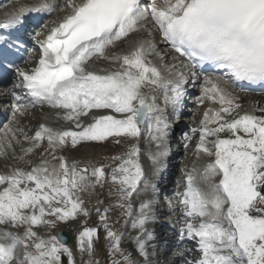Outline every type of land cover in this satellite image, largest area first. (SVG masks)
Instances as JSON below:
<instances>
[{
	"label": "snow or ice",
	"instance_id": "snow-or-ice-1",
	"mask_svg": "<svg viewBox=\"0 0 264 264\" xmlns=\"http://www.w3.org/2000/svg\"><path fill=\"white\" fill-rule=\"evenodd\" d=\"M56 9L64 14L51 27L45 25L43 39H36V66L30 71L16 69L14 89L25 95L11 91L17 100H27L23 107L47 103L63 109V118L73 122L77 130L41 124L34 136H24L34 142L24 151L31 153L46 139L53 160L59 163L42 159L30 170L17 167L0 173V226L23 229L21 234L0 227V264H62L61 253L74 264L71 250L58 236L45 239L34 230L89 214L78 195L92 186L85 175L87 169L75 162L70 165L65 157L54 153L69 139L75 147L82 142L114 138L119 143L121 137L138 138L145 121L148 137L160 149L169 135V125L156 104L157 96L147 95L144 89L153 93L159 90L166 105L177 109L185 86L200 80L199 102L208 100L219 107H209L201 126L191 130L200 136L197 157L203 153L211 159L202 167L193 164L179 193L184 220L178 229L179 240H195L200 253L199 259L184 264H264V107L241 111L232 90L236 85L245 90L241 82L264 86V0H63V6L55 0H41L0 21V30L20 24L26 12L51 13ZM149 24L178 54L173 60L183 58L178 65L166 66L169 76L175 70V78L164 76L148 60L156 49L152 40H139L122 54H106L130 34L147 30ZM156 55L163 58L159 52ZM93 58L118 62V66L97 70L90 67ZM93 110L103 114L92 115L89 123H82L81 118ZM16 131L5 126L0 135V155L12 147ZM224 132L229 135L222 137ZM186 138L191 137L186 134ZM139 152L138 145L132 144L128 152L112 157L118 163L112 167L110 180L118 186V206L128 215L140 185L144 190L156 187L146 179ZM167 154L166 147L150 154L156 172L159 157ZM92 176L94 183H100L105 177L103 166L94 168ZM151 203L141 201L139 216L132 223L140 230L137 247L145 258L146 242L153 238L146 228L153 219ZM107 211L100 215L102 222ZM104 227L112 241L109 253H119L125 264H132L131 254L120 248V235L106 222ZM94 236H98V228L85 223L79 233L82 252L92 254ZM179 255L183 257L184 252ZM112 264L120 261L113 260Z\"/></svg>",
	"mask_w": 264,
	"mask_h": 264
},
{
	"label": "bare ground",
	"instance_id": "bare-ground-1",
	"mask_svg": "<svg viewBox=\"0 0 264 264\" xmlns=\"http://www.w3.org/2000/svg\"><path fill=\"white\" fill-rule=\"evenodd\" d=\"M63 11H60V12H58V14L59 15H63ZM60 16V17H61ZM258 101H259V103H262L263 105H264V97H261V98H258ZM257 105H259L258 103H257ZM260 107H261V105H259ZM241 111H243V110H241ZM257 114H259V113H257ZM182 128V126L181 125H179V129H181ZM171 133H173L174 131L173 130H171L170 131ZM172 140H174V138H172ZM186 140L187 139H185L184 141H182V144H184L185 142H186ZM97 144H90V146H96ZM141 146L143 147L144 145H143V143H141ZM81 149V148H80ZM79 149V150H80ZM80 161H82V160H80ZM118 187V186H117ZM117 187H116V190H117ZM151 231V230H150ZM152 233H153V235H155L156 233L158 234L159 233V229H154V230H152L151 231ZM175 232V235L176 236H178V232L177 231H174ZM166 239H168V237L166 238ZM188 243H191V240H189V239H186V240H184L183 242H181L180 240H179V237H177V239H176V241H175V245H174V247L177 249V251H176V253H175V257H174V259H173V261H172V263L171 264H184V262L186 261V260H188V261H190V259H188V255L190 254V253H193L194 252V249L192 248V247H189V249H191L192 251H187V249H184L183 248V244H188ZM170 246H172V245H170ZM169 247H167V250L166 251H168V252H166L164 255H163V258H162V264H167V262H166V259H167V256H169L170 255V251H172V250H169L168 249ZM184 252V255H183V257H181L180 255H179V253L180 252Z\"/></svg>",
	"mask_w": 264,
	"mask_h": 264
},
{
	"label": "rangeland",
	"instance_id": "rangeland-1",
	"mask_svg": "<svg viewBox=\"0 0 264 264\" xmlns=\"http://www.w3.org/2000/svg\"><path fill=\"white\" fill-rule=\"evenodd\" d=\"M26 117L31 118V117H33V115H32V116L29 115V116H26ZM17 120H19V119H17ZM23 124L25 125V122H24V121H23ZM25 126H26V125H25ZM101 149H102V147H101V148H100V147L97 148V150H95V154L98 153V151L101 150ZM88 151H89L90 153H92L90 150H88ZM90 153H88V154H90ZM2 162H3V161H2ZM2 162H1V163H2ZM99 264H100V263H99ZM102 264H103V263H102Z\"/></svg>",
	"mask_w": 264,
	"mask_h": 264
}]
</instances>
